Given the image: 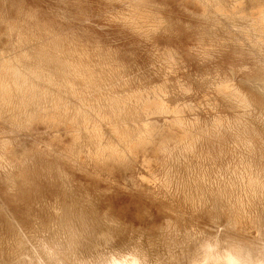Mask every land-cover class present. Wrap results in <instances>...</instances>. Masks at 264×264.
Masks as SVG:
<instances>
[{"label":"rangeland","instance_id":"rangeland-1","mask_svg":"<svg viewBox=\"0 0 264 264\" xmlns=\"http://www.w3.org/2000/svg\"><path fill=\"white\" fill-rule=\"evenodd\" d=\"M258 79L264 0H0V264L264 252Z\"/></svg>","mask_w":264,"mask_h":264},{"label":"bare ground","instance_id":"bare-ground-1","mask_svg":"<svg viewBox=\"0 0 264 264\" xmlns=\"http://www.w3.org/2000/svg\"><path fill=\"white\" fill-rule=\"evenodd\" d=\"M258 80L261 81L262 84H264V79H258ZM74 246L75 245L73 244V245H69V247L66 248L67 246L64 247L62 243H60V245L56 249L55 247L50 248L51 250L55 249L54 252H52L53 254L50 255H54V254L59 255L60 253H62V249L64 251H68L69 253L68 249L71 250ZM222 246L223 245L220 242H218L217 244H215L214 242L213 243L207 242L206 244L203 245V248L201 249L199 256L196 257L197 260H195L192 264H264V252H261L260 254L258 253L257 255H252L251 253L248 254L243 253L238 246L231 245L228 248ZM63 256H64L63 258H67L66 255ZM112 261H111L112 264H141L140 260L136 257L127 258V259L119 258V259H114ZM43 262L44 259L41 258L40 263L44 264Z\"/></svg>","mask_w":264,"mask_h":264}]
</instances>
